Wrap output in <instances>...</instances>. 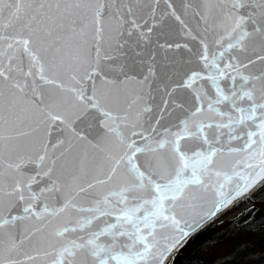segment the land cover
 I'll list each match as a JSON object with an SVG mask.
<instances>
[{"label": "snow or ice", "instance_id": "6c2138e0", "mask_svg": "<svg viewBox=\"0 0 264 264\" xmlns=\"http://www.w3.org/2000/svg\"><path fill=\"white\" fill-rule=\"evenodd\" d=\"M261 188L264 0H0V264H169Z\"/></svg>", "mask_w": 264, "mask_h": 264}, {"label": "trees", "instance_id": "16d2710c", "mask_svg": "<svg viewBox=\"0 0 264 264\" xmlns=\"http://www.w3.org/2000/svg\"><path fill=\"white\" fill-rule=\"evenodd\" d=\"M252 198L257 208L249 222L210 223L188 240L173 264H264V188Z\"/></svg>", "mask_w": 264, "mask_h": 264}, {"label": "rangeland", "instance_id": "374dc122", "mask_svg": "<svg viewBox=\"0 0 264 264\" xmlns=\"http://www.w3.org/2000/svg\"><path fill=\"white\" fill-rule=\"evenodd\" d=\"M254 208H257V207L255 206V201L253 200V198L251 196L250 199H247L246 201L241 202L240 206L233 208L230 212L224 213L222 216L218 217L215 220V223H221L223 221H236L239 218H241L243 215H245L248 211H250L251 209H254ZM253 217H254V215H253ZM178 253H177V255H178ZM177 255L175 256V258L177 257ZM175 258L173 260V263L175 261Z\"/></svg>", "mask_w": 264, "mask_h": 264}, {"label": "water", "instance_id": "95a60500", "mask_svg": "<svg viewBox=\"0 0 264 264\" xmlns=\"http://www.w3.org/2000/svg\"><path fill=\"white\" fill-rule=\"evenodd\" d=\"M255 211H256V208L251 209V210L248 211L245 215H243L241 218H239V219L236 220V221H233V223H234V224H237V225H242V224H245V223L249 222V221L253 218V215H254ZM224 213H225V212H224ZM224 213H223V214H224ZM223 214H221L220 216H222ZM220 216H218V217H220ZM218 217H217V218H218ZM192 236H193V235H192ZM192 236H191V237H192ZM191 237H190V238H191ZM190 238H189V239H190ZM189 239H187V241H188ZM187 241L183 244V246L187 243ZM183 246H182V247H183ZM182 247L179 248L178 252L180 251V249H181ZM178 252H177V253H178ZM177 253H176V255H177ZM176 255H175V256H176ZM169 259H171V258L169 257ZM172 263H173V260H170V261H169V264H172ZM165 264H168V261H166Z\"/></svg>", "mask_w": 264, "mask_h": 264}]
</instances>
